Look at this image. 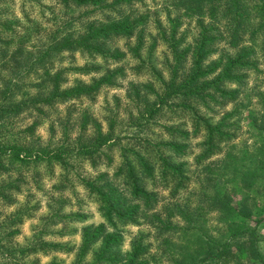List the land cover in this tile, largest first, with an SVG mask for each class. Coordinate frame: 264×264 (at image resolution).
Listing matches in <instances>:
<instances>
[{
    "label": "trees",
    "instance_id": "obj_1",
    "mask_svg": "<svg viewBox=\"0 0 264 264\" xmlns=\"http://www.w3.org/2000/svg\"><path fill=\"white\" fill-rule=\"evenodd\" d=\"M55 1L65 10L85 9L84 15L98 11L104 18H95L75 37L49 34L47 50L38 55L26 45L29 28L22 33L17 21H0V127L12 126L24 112L38 119L59 101L83 95L92 99L102 85L118 86L129 71L145 76L130 82L124 94L131 125L150 129L159 122L162 112H167V120L159 123L164 136L132 134L122 139L113 130L114 120L103 131L102 125L84 112L75 134L69 120L64 121L58 146L48 143L35 154L21 156L18 147L22 143L25 150H32L34 140L27 148L28 141L23 139H33L38 124L33 119L6 142L0 137V175L31 156L48 165L60 163L66 172L73 169L77 183L97 203L105 222L81 229V243L72 264L84 263L85 253L96 241L100 246L93 253V261L85 264H160L162 260L165 264H264V238L257 233L264 212L256 199L264 188V75L245 90L244 71H259L250 60L256 46L264 54V0H169L171 12L180 11L196 22L187 42H183V33L177 35L179 23L171 19L169 8L164 24L157 16L124 12V7L142 0ZM150 23L154 24L152 30L148 29ZM115 39L124 40L122 49L113 44ZM258 39L261 41L257 44ZM219 43L225 47L213 58ZM159 45L163 48L158 52ZM66 49L100 55L106 61L104 73L89 83L79 80L72 86H61L57 80L60 72L51 74L50 60L44 57ZM35 73L42 75L36 82L31 80ZM31 86L37 89L30 90ZM252 97L257 108L250 107ZM227 105L230 108L215 120L216 108L225 109ZM242 110L248 112L245 126L251 142L237 144L233 140L240 125L230 118ZM182 114L187 121H180ZM198 135L202 139L194 156L195 177L202 178L205 186L199 192H186L192 174L182 157L188 140ZM113 146L119 148L121 159L111 173L78 172L77 163L91 168L109 165ZM67 158L72 159V167L66 165ZM62 177L67 183L68 174ZM159 186H168L169 192L168 200L157 208ZM4 187L0 184L2 197L7 196L2 192ZM180 193L185 199L179 198ZM51 212L59 219L82 217L79 213L62 214L60 204ZM212 213L218 225L209 223ZM140 217L155 229L159 239L161 253L158 258L152 257V262L146 257L148 245L144 240L148 234L138 233L124 255L115 248L123 238L119 226L139 223ZM22 221L21 215L13 214L9 221L0 223V259H8L11 264H39L38 259L27 262L25 257L38 249L45 252L51 244L31 240L25 248H17L13 236ZM108 226L116 230L108 233ZM49 264L59 263L53 260Z\"/></svg>",
    "mask_w": 264,
    "mask_h": 264
},
{
    "label": "rangeland",
    "instance_id": "obj_2",
    "mask_svg": "<svg viewBox=\"0 0 264 264\" xmlns=\"http://www.w3.org/2000/svg\"><path fill=\"white\" fill-rule=\"evenodd\" d=\"M169 8L171 19H174L179 23L177 28V35L182 33L183 42L191 40L194 34L196 22L194 19L183 16L180 11H170L169 0H142L137 1L133 5L124 7V12L128 10H134L136 13H145L146 15L157 16L165 24L166 9ZM24 11L26 13H24ZM85 9H67L65 10L60 3L55 0H0V21L2 20H14L19 23L18 30L23 33L25 27L29 28L28 39H26L28 49L39 53H45L49 44V34L55 33L57 36L64 34H72L73 37L82 34L87 25L95 18H104L98 11L93 12L91 15H84ZM149 23V22H148ZM153 23L148 25V29L152 30ZM164 27V25H163ZM135 40V37L131 38V42ZM261 39L257 40V44ZM113 44L121 49L124 47V40L115 39ZM223 43L218 44V50L213 53V58H216L221 53V48H224ZM159 45L158 52L162 49ZM59 52H53L44 57L47 60L50 73H59L57 80L63 87L72 86L75 81H84L89 83L92 78H96L104 73L103 68L105 66V60L98 54L90 55L88 52L66 49ZM259 52L257 46L254 48V54L251 57V61L255 62L259 68L256 72L253 70H244L247 75V86L245 90H249L248 87L253 85L256 80H259L264 75V54ZM53 55V56H52ZM90 55V56H89ZM109 60V59H108ZM46 63V62H45ZM119 64V62H118ZM130 64V63H129ZM113 65H117L113 63ZM112 65V66H113ZM40 69L38 70V72ZM262 71V73H260ZM36 72V73H38ZM31 76V80L38 81L42 75L36 74ZM260 73V74H259ZM258 76L259 78H256ZM145 76H135L127 71L124 78L120 80L118 86H106L102 85L95 93V97L90 99L83 95L76 98L67 99L65 101L56 102L52 107L48 108L46 114L40 115L37 119L33 114L24 112L17 118L16 122L12 126L0 127V137L7 141V138H11L15 131L21 130L24 126H27L33 119L38 120V124L33 132V139L26 138L23 142L28 141L25 146L29 145L30 140H34L31 144V151L25 150L22 146L21 156L27 154H35V150L39 147L48 145L58 146L61 141V131L65 120H69L72 133L77 132L79 127V118L85 112L90 114L92 118H95L101 125L103 131H107L108 127L112 123H115L113 128L115 134L120 138L126 139L132 134H138L141 136L150 137L164 136L160 122H165L168 113L162 112L163 115L159 119V122H155L150 129L147 127L143 129L141 125H131V121L128 119V110L130 108L127 101V97L124 96L126 89L129 87L130 82H137L142 80ZM33 82V83H34ZM263 87L262 82H258ZM2 86V83H0ZM37 87L31 86L30 90H36ZM243 89V88H242ZM247 100V99H245ZM250 107L255 105V99L251 98ZM225 109L216 108L214 112L215 120L220 119L223 116L225 110L230 108V105L225 106ZM114 111L116 114L113 116ZM204 112V109H201ZM211 113L210 111L208 114ZM247 110H242L238 115H233L230 119L235 120L240 125V129L237 132V136L233 142L241 144L242 142L250 143V134L246 132L245 121L247 119ZM211 115V114H210ZM68 118V119H67ZM228 119V118H227ZM186 120L185 115H181L180 121ZM91 125L87 123V127ZM75 134V133H74ZM19 136V135H17ZM202 137L200 135L191 137L188 140V147L182 159L187 161L188 168L190 170L191 183L189 184L187 191L199 192L204 188L205 181L201 178L195 177L197 171L194 166V156L199 152L197 146ZM20 139L18 140V142ZM124 141V140H123ZM119 143V142H118ZM121 143V142H120ZM227 144H223L222 147L226 148ZM49 146V147H50ZM110 153L113 157V161L109 165L100 164L96 168H91L86 163L76 164V168L80 174L97 175L104 171L112 172L113 168L120 162L119 148L113 146ZM213 158H216L213 157ZM27 162V163H25ZM25 162L21 165H17L14 169L3 172L0 175V184L5 185L2 192L6 194V197L0 195V223L3 221H9L13 217V214L21 215L23 221L18 223L19 232L13 236L15 246L23 249L25 246L32 242L31 240H41L47 244H51L47 251L38 249L35 252H31L25 257V260L33 261L38 259L39 264H49L51 261H56L59 264H72L76 259L78 253V247L81 243V229L90 224H99L105 222L104 218L98 210L97 203L89 198L83 187L76 181L75 175L71 173L73 169H69V172L63 170V166L55 161L52 165H48L31 156L26 158ZM66 165L73 166L72 159H66ZM35 174V177H34ZM63 174H68V182L63 180ZM194 175V176H193ZM36 181V182H35ZM19 187V188H18ZM256 188H254L255 190ZM159 195V203L157 208L161 204L168 200V186L157 187ZM208 191V190H207ZM253 193H251L252 195ZM259 196L257 206L261 208V212H264V188L259 190ZM179 198L185 199V194L180 193ZM59 200H61L59 202ZM61 205L62 214H74L79 213L82 215L80 218H68L59 219V217L52 214L55 205ZM21 213V214H20ZM139 223H128L123 226H119L122 231V239L119 245L115 248L119 250V254L124 255L131 249L132 241L142 232L145 236L144 243L148 245V251L146 257L154 260L152 257L158 258L161 253L159 239L155 234V229L150 226L147 221L140 217ZM175 221H177L175 219ZM209 223L212 225H218L216 223L215 213H212L209 217ZM252 224V223H251ZM116 228L111 226L107 227V232L112 233ZM257 233L260 238H264V222L257 226ZM72 247L70 250H65L63 247ZM100 246V241H96L91 244L89 250L85 253L84 263L93 261V253H95ZM19 249V250H20ZM114 249V250H116ZM261 249L264 251V240L261 243ZM0 264H11L8 259L2 257ZM160 264H165L162 260Z\"/></svg>",
    "mask_w": 264,
    "mask_h": 264
}]
</instances>
